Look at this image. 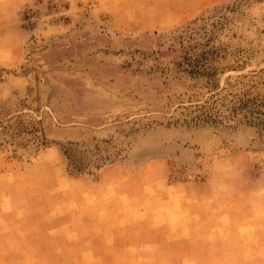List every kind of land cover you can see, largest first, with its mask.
<instances>
[{"label": "rangeland", "instance_id": "374dc122", "mask_svg": "<svg viewBox=\"0 0 264 264\" xmlns=\"http://www.w3.org/2000/svg\"><path fill=\"white\" fill-rule=\"evenodd\" d=\"M139 7L0 0V264H264V128L184 121L264 97V0Z\"/></svg>", "mask_w": 264, "mask_h": 264}, {"label": "trees", "instance_id": "16d2710c", "mask_svg": "<svg viewBox=\"0 0 264 264\" xmlns=\"http://www.w3.org/2000/svg\"><path fill=\"white\" fill-rule=\"evenodd\" d=\"M191 66L188 72L195 75L210 76L215 71L212 66L203 67L200 64ZM231 95L232 98L229 99L226 94L215 93L201 103L190 102L184 108L191 107L195 114L190 118H185L184 121L195 125L223 124L224 119L234 120L235 118L238 123L264 128V97L253 96L250 91H245L242 95L238 93ZM239 116L241 118L238 119Z\"/></svg>", "mask_w": 264, "mask_h": 264}, {"label": "crops", "instance_id": "0c3cea01", "mask_svg": "<svg viewBox=\"0 0 264 264\" xmlns=\"http://www.w3.org/2000/svg\"><path fill=\"white\" fill-rule=\"evenodd\" d=\"M165 6H157L156 0H119V17L128 18V11L132 12V10L138 11L135 8L139 2L141 3V11L143 12L141 15L143 19H141L140 23L137 24L142 28H155V27H168L177 23L178 19L188 18L189 16H193L197 13L199 8L203 5L205 1L208 0H195L196 3L192 6H188L186 3L189 0H165ZM120 2H125L124 6L120 4ZM172 3H185L182 7L178 8V11L175 10V7L172 6ZM200 6V7H199ZM125 22V21H124ZM129 22V21H127ZM126 23V22H125ZM113 171V168L109 169ZM88 188V187H87ZM97 189V188H96ZM88 196V195H87Z\"/></svg>", "mask_w": 264, "mask_h": 264}]
</instances>
